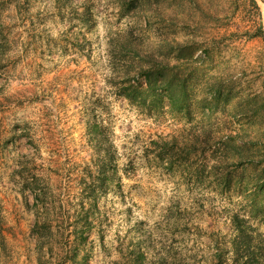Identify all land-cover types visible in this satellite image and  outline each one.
Returning <instances> with one entry per match:
<instances>
[{
  "label": "rangeland",
  "instance_id": "rangeland-1",
  "mask_svg": "<svg viewBox=\"0 0 264 264\" xmlns=\"http://www.w3.org/2000/svg\"><path fill=\"white\" fill-rule=\"evenodd\" d=\"M0 264H264V0H0Z\"/></svg>",
  "mask_w": 264,
  "mask_h": 264
}]
</instances>
